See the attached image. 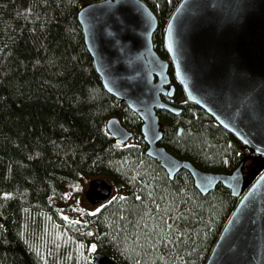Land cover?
I'll use <instances>...</instances> for the list:
<instances>
[{
	"label": "trees",
	"instance_id": "trees-1",
	"mask_svg": "<svg viewBox=\"0 0 264 264\" xmlns=\"http://www.w3.org/2000/svg\"><path fill=\"white\" fill-rule=\"evenodd\" d=\"M94 1L0 0V264H93L97 251L118 264H206L238 198L221 184L203 195L186 170L171 180L145 154L139 116L106 92L84 43L77 15ZM143 1L166 57L164 26L180 0ZM171 103L180 115H157L174 157L230 174L248 155L179 86ZM111 118L132 142L108 133ZM245 165L252 182L264 158ZM101 177L121 194L92 213L69 204L83 179Z\"/></svg>",
	"mask_w": 264,
	"mask_h": 264
},
{
	"label": "water",
	"instance_id": "water-1",
	"mask_svg": "<svg viewBox=\"0 0 264 264\" xmlns=\"http://www.w3.org/2000/svg\"><path fill=\"white\" fill-rule=\"evenodd\" d=\"M176 6L162 36L166 57L154 48L159 20L143 0H96L77 18L106 92L140 118L145 154L171 180L186 170L203 195L221 184L238 198L205 263L264 264V170L252 182L244 173L251 157L264 158V0H180ZM177 86L246 148L230 174L203 171L161 145L157 112L180 115L183 109L171 103ZM106 128L119 144L133 138L118 118ZM89 182V204L113 198L106 177ZM93 257V264H118L102 252Z\"/></svg>",
	"mask_w": 264,
	"mask_h": 264
},
{
	"label": "rangeland",
	"instance_id": "rangeland-1",
	"mask_svg": "<svg viewBox=\"0 0 264 264\" xmlns=\"http://www.w3.org/2000/svg\"><path fill=\"white\" fill-rule=\"evenodd\" d=\"M177 7V6H176ZM175 7V8H176ZM173 12V11H172ZM132 142V139L129 140L127 143H130ZM254 157H258V156H253L251 157L250 159H253ZM246 166V165H245ZM245 171V170H244ZM245 173V172H244ZM75 183V182H74ZM89 179L88 178H85L82 180V183H80V185L77 187L76 190H79L81 188V191H80V194L78 196H75V198L72 199V197L70 196L69 197V204H73V206L78 209L79 211L81 210H85V211H88L90 213L96 211L97 209H99L100 205H91L88 203V201L86 200L85 198V191L86 189L88 188V184H89ZM77 183L73 184V186H76ZM113 192H114V195L113 197H116L118 195L121 194V192H119V189L118 187L114 186L113 188ZM71 214H73V216H71ZM71 214L67 213V217H76V215L72 212Z\"/></svg>",
	"mask_w": 264,
	"mask_h": 264
}]
</instances>
